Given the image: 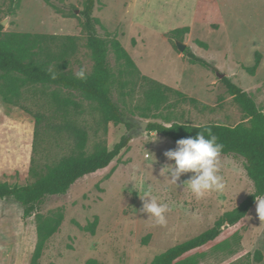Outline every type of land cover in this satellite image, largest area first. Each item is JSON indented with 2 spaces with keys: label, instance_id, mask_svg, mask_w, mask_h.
<instances>
[{
  "label": "rangeland",
  "instance_id": "rangeland-1",
  "mask_svg": "<svg viewBox=\"0 0 264 264\" xmlns=\"http://www.w3.org/2000/svg\"><path fill=\"white\" fill-rule=\"evenodd\" d=\"M83 3L19 0L15 6L10 0H0V23L6 22L4 32L77 37L78 48L69 69L75 75L81 69L89 74L92 61L80 16ZM93 16L102 26L97 27L99 36L116 39L143 76L183 93L196 104L172 97L155 112L147 109L140 86L116 89L113 98L130 122L127 129L110 123L104 127L98 112L73 96L83 105L78 121L88 131V152L97 143L111 149L126 133L133 139L107 168L79 179L66 194L48 197L40 206L38 212L43 216L61 212L63 221L47 241L39 264H149L155 256L212 228L239 206L253 185L241 158L220 155L218 175L223 178V190L197 198L187 187H176L163 170L174 163L163 153L174 150L176 144L156 133L136 135L135 122L230 127L247 123L216 73L225 74L248 93L264 113V0H99ZM183 27L189 31L182 42L195 56L211 63L215 72L191 64L175 47L178 41L169 40L171 30ZM257 54L259 65L254 75H249L245 68L253 67ZM107 59L117 73L111 52ZM23 104L37 111L30 99ZM33 131L32 115L0 98V182L17 186L31 182ZM65 147L50 152L47 162L66 155ZM190 175H182L177 184ZM146 191L168 206L164 225L138 211L140 196ZM22 214L21 206L13 200H0V264L30 262L36 244L35 218L23 219ZM94 218V234L82 230ZM256 252L262 256L260 262L255 261ZM190 261L264 264V220L260 221L256 204L237 225H224L215 244L189 254L179 264Z\"/></svg>",
  "mask_w": 264,
  "mask_h": 264
},
{
  "label": "trees",
  "instance_id": "trees-1",
  "mask_svg": "<svg viewBox=\"0 0 264 264\" xmlns=\"http://www.w3.org/2000/svg\"><path fill=\"white\" fill-rule=\"evenodd\" d=\"M98 1L84 0L80 11L86 34L85 48L92 61L91 72L83 80L69 69L70 59L78 48L77 37L4 32L0 23V98L4 104L19 107L34 119L28 171L31 182L22 186L0 182V200L11 199L19 204L23 219L34 215L36 244L29 264H39L47 241L57 233L63 221L61 212L50 216L38 212L44 201L48 197L66 194L79 179L107 168L133 139L126 133L111 149L97 143L92 152H88V131L78 121L84 111L83 105L73 96H78L94 108L99 114V123L104 127L110 123L127 129L130 122L123 107L113 98L116 89L123 91L129 85L131 88L140 86L147 109L155 112L160 111L172 97L182 103L196 104L194 99L183 93L143 76L116 39L99 36L97 27L102 26L93 16ZM18 2L10 0L15 6H18ZM188 31V27L177 28L167 36L170 41L182 42ZM109 52L115 57L117 73L108 63ZM183 55L191 64L213 72L216 70L211 63L195 56L188 48ZM258 65L259 54L253 67L245 70L249 75H254ZM221 82L248 120L247 123L230 127L221 124L152 122L147 132L160 134L176 144L177 140L195 136L200 131L207 138L210 129L211 134L217 136V142L223 145L221 155L242 159L253 191L235 210L216 221L212 228L155 256L149 264H179L189 254L215 244L224 225H237L256 204L255 197L264 196V113L248 93L227 77ZM62 92L69 93V96L62 95ZM27 99L34 102L37 111L32 112L23 104ZM63 144H66L68 153L48 163V154L54 149H61ZM96 224L97 218H94L82 230L94 234ZM261 258L260 252H256L255 261L260 262Z\"/></svg>",
  "mask_w": 264,
  "mask_h": 264
},
{
  "label": "clouds",
  "instance_id": "clouds-1",
  "mask_svg": "<svg viewBox=\"0 0 264 264\" xmlns=\"http://www.w3.org/2000/svg\"><path fill=\"white\" fill-rule=\"evenodd\" d=\"M78 79H86L84 69L76 73ZM217 136L211 134L206 138L203 132L195 136H188L176 141V148L163 153L168 161L174 163L164 167L167 170V176L171 184L176 187H187L197 197L201 198L206 193L212 191H221L225 187L223 178L218 175V158L221 155L223 145L217 142ZM187 181H180V177L189 174ZM142 207L138 210L146 213L148 219L154 220L159 225L166 223L165 214L168 212V206L159 204L152 197L151 192L146 191L141 197ZM256 212L261 220H264V196L255 197Z\"/></svg>",
  "mask_w": 264,
  "mask_h": 264
},
{
  "label": "water",
  "instance_id": "water-1",
  "mask_svg": "<svg viewBox=\"0 0 264 264\" xmlns=\"http://www.w3.org/2000/svg\"><path fill=\"white\" fill-rule=\"evenodd\" d=\"M1 25L3 27L4 25H6V22L5 21L2 22ZM176 48L180 53H184L187 46L185 43L178 41L176 42ZM216 75L220 80L226 77V75L223 73H216ZM135 123L137 125V128L135 130L136 135H142L147 132L148 125H149L148 121H136Z\"/></svg>",
  "mask_w": 264,
  "mask_h": 264
}]
</instances>
